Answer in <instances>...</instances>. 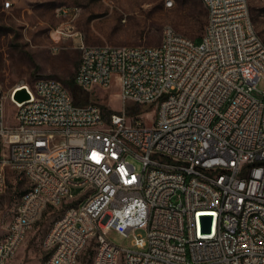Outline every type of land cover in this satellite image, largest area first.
Instances as JSON below:
<instances>
[{
  "label": "built area",
  "instance_id": "1",
  "mask_svg": "<svg viewBox=\"0 0 264 264\" xmlns=\"http://www.w3.org/2000/svg\"><path fill=\"white\" fill-rule=\"evenodd\" d=\"M201 1L207 21L198 45L171 27L157 46H92L71 23L52 30L78 37L79 88L117 83L123 103L149 106L151 127L143 112L124 109L105 120L54 78L0 84V194L7 168L28 183L0 240V264L48 208L79 199L73 188L80 200L45 237L43 264H76L94 237L93 264H264V90L253 95L264 81V43L249 0ZM61 12L77 16L76 8ZM22 88L29 98L19 102ZM6 101L13 125L4 123ZM110 231L132 235V248L110 242Z\"/></svg>",
  "mask_w": 264,
  "mask_h": 264
},
{
  "label": "rangeland",
  "instance_id": "2",
  "mask_svg": "<svg viewBox=\"0 0 264 264\" xmlns=\"http://www.w3.org/2000/svg\"><path fill=\"white\" fill-rule=\"evenodd\" d=\"M169 1L171 6L166 5ZM249 7L255 30L264 43V0H249ZM62 8H76L77 16L69 21L70 17L61 12ZM206 21L207 10L201 0H0V84L7 90L24 83L32 84L42 77L54 78L63 85L72 79L80 59L78 37L64 39L55 35L52 30L61 24L71 23L86 45L157 46L165 27L200 44ZM263 90L264 81L261 80L253 95L259 98ZM85 92L89 94L85 105H97L105 120L111 112L124 109L128 114L143 112L145 126L153 124L154 113L149 106L123 103L115 82L109 89ZM14 111L15 107L6 101L3 114L6 125L15 124ZM129 160L138 171L142 170L138 158L130 157ZM27 188L22 174L6 169V187L0 194V240L7 234ZM71 193L79 199L48 208L27 231L7 264H43L46 261L49 252L43 247L45 237L65 208L80 200L82 190L73 188ZM132 237H123L114 231L107 234L110 242L124 248H132ZM96 246L97 238L94 237L82 250L76 264H93Z\"/></svg>",
  "mask_w": 264,
  "mask_h": 264
},
{
  "label": "trees",
  "instance_id": "3",
  "mask_svg": "<svg viewBox=\"0 0 264 264\" xmlns=\"http://www.w3.org/2000/svg\"><path fill=\"white\" fill-rule=\"evenodd\" d=\"M199 38V37H197ZM69 93L71 94L73 101L76 105H85L88 101L89 94L85 92L83 89L79 88L75 82H74V77L68 81L65 82L64 85ZM137 113V111L133 112Z\"/></svg>",
  "mask_w": 264,
  "mask_h": 264
},
{
  "label": "water",
  "instance_id": "4",
  "mask_svg": "<svg viewBox=\"0 0 264 264\" xmlns=\"http://www.w3.org/2000/svg\"><path fill=\"white\" fill-rule=\"evenodd\" d=\"M14 98L17 101L22 102L29 98V94L27 93L25 88H22L16 91ZM208 218H209V221L203 224L204 231H211L212 216H208Z\"/></svg>",
  "mask_w": 264,
  "mask_h": 264
},
{
  "label": "bare ground",
  "instance_id": "5",
  "mask_svg": "<svg viewBox=\"0 0 264 264\" xmlns=\"http://www.w3.org/2000/svg\"><path fill=\"white\" fill-rule=\"evenodd\" d=\"M23 85V84H22ZM18 86H21V85H18Z\"/></svg>",
  "mask_w": 264,
  "mask_h": 264
}]
</instances>
